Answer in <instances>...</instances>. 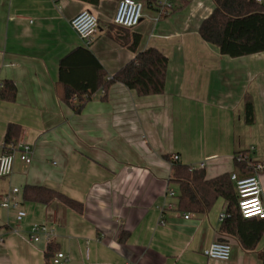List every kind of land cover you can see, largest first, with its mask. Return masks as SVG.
Wrapping results in <instances>:
<instances>
[{"label":"crops","instance_id":"obj_1","mask_svg":"<svg viewBox=\"0 0 264 264\" xmlns=\"http://www.w3.org/2000/svg\"><path fill=\"white\" fill-rule=\"evenodd\" d=\"M119 1L0 0V84L16 89L13 101L0 99V156L18 142L32 150L30 163L15 154L11 174L0 178V200L16 188L14 198L26 213L16 223V211L0 207V264H46L49 243L68 264H263L264 232L254 249H243L219 233L223 199L203 215L183 212L170 178L173 155L187 167L204 162L206 179L241 175L234 165L240 154L248 167L264 163V52L231 58L201 39L198 30L213 0H169L166 13L156 0H138L142 18L128 30L113 25ZM84 10L98 18L89 43L70 25ZM132 35L140 37L137 52L154 48L167 57L164 92L139 96L113 83L75 113L62 101L60 61L74 52V71L66 79L91 78L94 62L87 51L108 80L135 58L120 42ZM245 97L254 107L250 126ZM11 123L21 133L5 144ZM258 178L264 198V171ZM26 185L59 192L78 202L80 211L58 200L24 201ZM36 223L53 230L50 242L29 241ZM217 240L231 244L227 262L203 255Z\"/></svg>","mask_w":264,"mask_h":264},{"label":"trees","instance_id":"obj_2","mask_svg":"<svg viewBox=\"0 0 264 264\" xmlns=\"http://www.w3.org/2000/svg\"><path fill=\"white\" fill-rule=\"evenodd\" d=\"M81 1L92 5L99 2V0ZM213 3L212 13L201 22L198 30L203 41L218 47L222 55L231 58L264 52L263 5L257 3L256 0H213ZM131 37V41L118 40L123 46L136 53L135 58L108 80H105V71L87 51L84 52L94 62V67L91 68V78L80 80L77 83H70L66 79V74L74 71L70 64L74 52L60 61V82L63 83L62 101L75 113H80L84 105L99 89L105 92L113 83H121L128 89L134 90L139 96L160 95L164 92L167 57L154 48L137 52L140 37L138 35ZM77 51L81 50L77 49ZM64 71L65 83L63 82ZM15 97L16 89L13 83L3 82L0 99L13 101ZM244 120L248 126L252 125L255 120L253 103L248 97L244 99ZM20 133L21 127L18 124H8L4 137L5 144L18 139ZM234 165L240 171L241 175L238 176L240 178L254 174L253 168L248 167L247 162L239 160L238 157L235 158ZM170 182L177 186L178 209L183 212L203 215L210 211L218 199H223L228 216L221 223L219 233L221 236L235 238L245 250L255 248L264 232V219L242 218L230 174L225 173L212 179H206L202 169L189 172L187 166L173 163ZM23 200L44 205L58 200L69 209L80 211L81 208L78 202L42 186H24ZM126 236L122 234L120 240L124 241ZM57 252L58 250L52 243L47 245L46 264H49L51 257ZM262 259L264 264V255Z\"/></svg>","mask_w":264,"mask_h":264},{"label":"built area","instance_id":"obj_3","mask_svg":"<svg viewBox=\"0 0 264 264\" xmlns=\"http://www.w3.org/2000/svg\"><path fill=\"white\" fill-rule=\"evenodd\" d=\"M257 3L264 6V0H256ZM156 6L161 13H166L172 8L169 0H156ZM143 3L138 0H120L117 4L116 11L113 17V24L125 29L136 27L142 18ZM72 30L83 41L89 43L98 32V18L88 10L78 13L70 22ZM2 84H0V89ZM18 154L19 159L25 163H30L32 154L31 147L28 144L18 142L10 144L5 149V152L0 156V178L7 177L12 172L14 163V155ZM239 160L246 161L243 154L237 156ZM171 163L179 164V156L173 155ZM205 166L202 162L198 167L188 166V171L201 170ZM264 170L263 164L253 165L254 174L248 177H238L235 173L230 175L231 181L234 183L237 197V205L240 215L243 219H264V198L259 184V174ZM18 193V189L14 188L10 194L4 195L0 200V207L6 210H15V221L20 223L26 216V213L21 209L19 201L14 198ZM169 197H176L173 190L167 189ZM173 205H168L172 208ZM226 207L219 214V222H223L227 218ZM185 219L189 216L185 215ZM54 236L53 230L46 224H32L28 231V239L31 242H39L44 239L50 242ZM2 240L0 239V242ZM231 244L225 240L214 241L208 248L203 251V255L213 261L227 262L231 256ZM49 264H68V258L62 252L55 253Z\"/></svg>","mask_w":264,"mask_h":264},{"label":"rangeland","instance_id":"obj_4","mask_svg":"<svg viewBox=\"0 0 264 264\" xmlns=\"http://www.w3.org/2000/svg\"><path fill=\"white\" fill-rule=\"evenodd\" d=\"M19 157V156H18ZM4 210H6V209H4Z\"/></svg>","mask_w":264,"mask_h":264}]
</instances>
